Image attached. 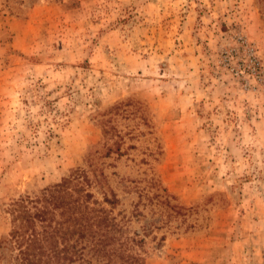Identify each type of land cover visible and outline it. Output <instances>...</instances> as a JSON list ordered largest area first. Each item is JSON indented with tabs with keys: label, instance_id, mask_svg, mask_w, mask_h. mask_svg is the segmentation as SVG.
<instances>
[{
	"label": "rangeland",
	"instance_id": "1",
	"mask_svg": "<svg viewBox=\"0 0 264 264\" xmlns=\"http://www.w3.org/2000/svg\"><path fill=\"white\" fill-rule=\"evenodd\" d=\"M77 169L144 264H264L258 1L0 0V244Z\"/></svg>",
	"mask_w": 264,
	"mask_h": 264
},
{
	"label": "trees",
	"instance_id": "2",
	"mask_svg": "<svg viewBox=\"0 0 264 264\" xmlns=\"http://www.w3.org/2000/svg\"><path fill=\"white\" fill-rule=\"evenodd\" d=\"M264 10V0H257ZM92 181L75 170L39 195L14 201L0 247L14 264H144V239L113 215L115 201H98ZM107 204L111 209H107Z\"/></svg>",
	"mask_w": 264,
	"mask_h": 264
}]
</instances>
